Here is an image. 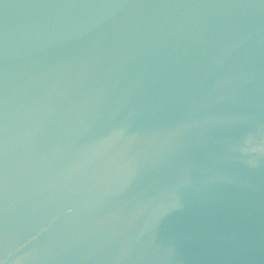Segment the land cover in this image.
I'll use <instances>...</instances> for the list:
<instances>
[{
	"label": "water",
	"instance_id": "95a60500",
	"mask_svg": "<svg viewBox=\"0 0 264 264\" xmlns=\"http://www.w3.org/2000/svg\"><path fill=\"white\" fill-rule=\"evenodd\" d=\"M0 264H264V0H0Z\"/></svg>",
	"mask_w": 264,
	"mask_h": 264
}]
</instances>
